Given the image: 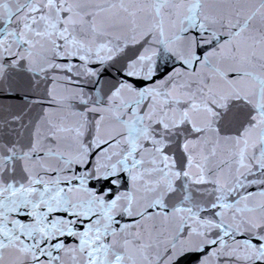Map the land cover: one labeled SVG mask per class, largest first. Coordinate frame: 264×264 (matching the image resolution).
Segmentation results:
<instances>
[{
  "label": "snow or ice",
  "instance_id": "1",
  "mask_svg": "<svg viewBox=\"0 0 264 264\" xmlns=\"http://www.w3.org/2000/svg\"><path fill=\"white\" fill-rule=\"evenodd\" d=\"M0 264H264V0H0Z\"/></svg>",
  "mask_w": 264,
  "mask_h": 264
}]
</instances>
